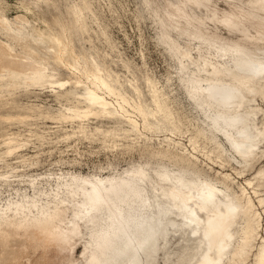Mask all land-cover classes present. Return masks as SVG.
I'll list each match as a JSON object with an SVG mask.
<instances>
[{"label":"bare ground","instance_id":"1","mask_svg":"<svg viewBox=\"0 0 264 264\" xmlns=\"http://www.w3.org/2000/svg\"><path fill=\"white\" fill-rule=\"evenodd\" d=\"M41 2L22 0L21 6L32 10ZM4 4L0 0V99L9 101L21 88L49 86L61 108L44 117L71 123L74 131L67 137L87 134L91 118H116L118 127L96 129L113 136L115 147L120 131L134 145L149 143L159 160L106 175L62 168L30 173L25 170L39 162L38 156L15 157L30 139L2 129L0 264H156L170 233L179 231L194 245L187 244L173 262L166 253L165 264H264V193L258 187L264 167L247 176L264 151L259 116L264 105L257 102L258 96L264 101V0H248V6L234 0L151 6L162 40L179 58L180 82L204 117L202 124L187 115L191 133L156 81L147 78V102L140 86L130 81L137 99L94 54L90 68L82 56L73 58L72 26L92 41L91 0H68L71 22L59 17V30L38 27L24 12L10 19ZM217 26L239 38L221 35ZM54 63L70 73L59 76ZM37 118L34 111L0 115V121ZM37 135L50 141L47 134ZM202 162L215 174L205 172Z\"/></svg>","mask_w":264,"mask_h":264},{"label":"rangeland","instance_id":"2","mask_svg":"<svg viewBox=\"0 0 264 264\" xmlns=\"http://www.w3.org/2000/svg\"><path fill=\"white\" fill-rule=\"evenodd\" d=\"M4 1L6 13L13 20L18 12H24L38 27L50 30L60 29L57 21L59 17L71 22V16L68 13V0H43L39 7L32 10L24 9L21 6L22 0ZM91 1L96 14L95 21L92 22L88 19L92 25V41L89 40L87 33L83 37H79L72 26L69 35L75 50L73 58L76 59L78 56H82L84 58L82 60L86 61L84 65L90 68L92 66L91 56L94 54L100 61L109 64L115 74L118 73L128 91L137 99H139L138 94L130 81L140 86L143 93L142 98L147 102L151 101L147 78L156 81L164 100L172 108L185 129H190L189 133L193 129L189 117H194L195 121L203 124L204 117L194 108L186 89L180 82L179 58L172 53L168 44L162 40L158 17L151 7L159 4L161 8L171 9L170 3L177 0H155L152 5H148L145 0ZM234 1L237 5L248 6V0ZM219 3L223 7H230L224 1ZM90 16L93 17L94 15L90 13ZM214 29L223 36L233 39L239 38L236 34L226 33L218 26ZM181 42L185 47L188 44L185 38H181ZM54 67L59 76H66L70 73V70L60 63H54ZM68 88H71V86ZM10 98L9 101L6 98L0 99V115H6L7 113L32 114L33 111L38 114V118L31 121H0V143L3 142L2 129L21 131L25 140L30 139L29 144L21 148L20 153L15 157L34 155L38 156L39 162L28 167L25 171L30 173L59 172L62 168L66 172L68 170L84 174L100 172L106 175L114 172V170L131 167L132 164L137 162L151 161L155 163L159 160L156 155H153L149 143L143 141L134 145L132 139L125 137L124 133L120 131V135L115 136L119 142V145L115 147L112 142L113 136L107 137L96 129V127H100L103 130H111L118 127L119 122L116 118H91L89 120L90 130L87 134L77 132L67 137V134L74 131L71 123H62L57 119L44 117L48 113L56 114L61 108L60 99L49 86L21 88ZM257 99L258 103L264 105V101L260 96ZM63 101L66 102L67 100L64 99ZM259 116L260 121H262L264 113H260ZM41 133L47 134L50 141L39 138L37 134ZM160 136L164 137L163 134ZM186 136L182 140L189 144ZM156 142H158L157 139ZM200 156L203 157L202 154ZM10 160L16 161L17 159L10 158ZM201 164L205 172L210 175L215 174V171L208 165L203 162ZM20 165L22 166V163ZM260 167H264V151L260 152L255 167L247 171L249 173L247 176H252L253 170ZM234 174L236 175V173ZM258 187L264 193V182H261ZM11 192H14V190L12 189ZM180 236L181 231L170 233L169 244L157 253L156 264H165L166 253L170 254V262H173L187 244L194 245V240L188 238L187 235L185 236L186 239ZM77 250L76 254L79 255L82 248L80 247ZM57 263H59L58 260Z\"/></svg>","mask_w":264,"mask_h":264}]
</instances>
